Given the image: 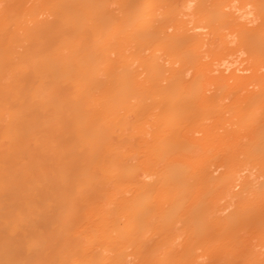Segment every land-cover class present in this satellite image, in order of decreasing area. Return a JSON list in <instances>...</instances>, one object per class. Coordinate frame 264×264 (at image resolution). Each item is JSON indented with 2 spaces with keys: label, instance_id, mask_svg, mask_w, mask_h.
Returning a JSON list of instances; mask_svg holds the SVG:
<instances>
[{
  "label": "bare ground",
  "instance_id": "bare-ground-1",
  "mask_svg": "<svg viewBox=\"0 0 264 264\" xmlns=\"http://www.w3.org/2000/svg\"><path fill=\"white\" fill-rule=\"evenodd\" d=\"M0 264H264V0H0Z\"/></svg>",
  "mask_w": 264,
  "mask_h": 264
},
{
  "label": "rangeland",
  "instance_id": "rangeland-1",
  "mask_svg": "<svg viewBox=\"0 0 264 264\" xmlns=\"http://www.w3.org/2000/svg\"><path fill=\"white\" fill-rule=\"evenodd\" d=\"M240 260V259H239ZM242 261V260H241Z\"/></svg>",
  "mask_w": 264,
  "mask_h": 264
}]
</instances>
